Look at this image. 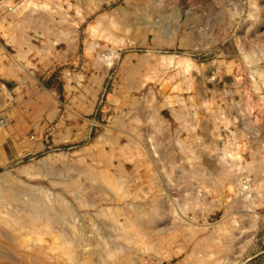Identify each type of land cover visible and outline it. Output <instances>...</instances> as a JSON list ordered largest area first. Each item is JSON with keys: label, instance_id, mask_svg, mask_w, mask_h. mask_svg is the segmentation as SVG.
Listing matches in <instances>:
<instances>
[{"label": "rangeland", "instance_id": "374dc122", "mask_svg": "<svg viewBox=\"0 0 264 264\" xmlns=\"http://www.w3.org/2000/svg\"><path fill=\"white\" fill-rule=\"evenodd\" d=\"M80 233L264 264V0H0V264H80Z\"/></svg>", "mask_w": 264, "mask_h": 264}, {"label": "bare ground", "instance_id": "6f19581e", "mask_svg": "<svg viewBox=\"0 0 264 264\" xmlns=\"http://www.w3.org/2000/svg\"><path fill=\"white\" fill-rule=\"evenodd\" d=\"M35 2V1H34ZM26 3V2H25ZM29 4L30 5H32L33 7H36L35 5H33V3L32 2H29ZM23 7V6H22ZM26 7V6H25ZM39 7V6H38ZM17 8V7H16ZM24 8V7H23ZM40 8H42V6L40 7ZM45 8V7H44ZM25 9V8H24ZM28 10V12H29V10H30V8L29 9H27ZM21 11V10H20ZM23 11V10H22ZM32 11V10H31ZM54 11V10H53ZM24 12V11H23ZM27 12V13H28ZM38 12V11H37ZM40 12V11H39ZM22 13V12H21ZM20 14V13H19ZM25 14V13H24ZM23 14V15H24ZM29 14V13H28ZM22 15V14H21ZM37 15V14H36ZM41 17H42V15H41ZM42 19H43V17H42ZM42 21V20H41ZM101 55V54H100ZM164 137V136H163ZM155 146V145H154ZM235 166V165H234ZM52 170V169H51ZM8 177V176H7ZM7 177H5V178H7ZM4 179V178H3ZM15 180V179H14ZM7 185H8V188H10V190L12 191L13 190V188L15 187V182L13 181V179L11 180L10 178H8L7 179ZM245 185V184H244ZM17 188H18V186H17ZM31 188V187H30ZM74 189V188H73ZM9 190V191H10ZM16 190V189H15ZM28 190H29V188H28ZM28 190H27V188L24 190L23 189V191H25V192H27V194H28ZM21 191V190H20ZM15 192H17V191H15ZM24 192V193H25ZM29 192H31V190H29ZM23 193V194H24ZM17 194V193H16ZM19 194V193H18ZM74 194V193H73ZM25 195V194H24ZM36 195V194H35ZM35 195H34V191H32L31 192V194L30 195H27V198H28V196H30L29 197V199H27V198H25V199H27L26 200V202L24 203V204H21L22 205V207L24 208V211L26 210V212L27 211H29V213L30 212H33L34 214H35V216L36 217H44V215H46V214H49V213H52L53 214V216H54V219H55V221L56 222H59V223H62V225L63 224H65V222H66V219L64 218V215L65 214H68V212L67 211H69L68 209L69 208H67V207H65V205H63L61 202H59V201H57V205H58V208H56V209H52V207H50V208H48L47 206H45V204L47 203L48 204V202L46 201V203L45 204H42V206H41V203H40V201L38 200L39 199V196H37V197H35ZM38 195V194H37ZM26 196V195H25ZM76 197V196H75ZM74 197V198H75ZM8 198L10 199V200H12V201H18V199L16 198V196H14L11 192L8 194ZM19 198V197H18ZM21 200V201H22ZM56 200H58V199H56ZM21 201H19V202H21ZM23 201H22V203H23ZM54 202V201H53ZM64 202V201H63ZM42 203H43V201H42ZM50 203H52V202H50ZM13 204H14V202H13ZM17 204H19V203H17ZM51 205V204H50ZM55 205V204H54ZM57 205H55V206H57ZM15 206H16V202H15ZM18 207V206H17ZM21 209V208H20ZM67 212V213H66ZM69 215V214H68ZM67 218V217H66ZM32 220H34V219H32ZM26 221V220H25ZM51 221V220H50ZM54 221V220H53ZM52 221V222H53ZM20 222V221H19ZM35 223H36V220L34 221ZM33 221H28L27 223H25V225L27 226V227H30V225H32L33 223H34ZM22 223V222H21ZM30 225H29V224ZM58 223V224H59ZM67 223V222H66ZM21 226H22V224H20ZM19 225V226H20ZM34 225V224H33ZM61 225V224H60ZM62 227H64V225L62 226ZM65 227H66V225H65ZM31 229H33V233H35V231H36V226H34L33 228L31 227ZM62 229V228H61ZM74 231V230H73ZM32 233V234H33ZM92 234L94 233V232H91ZM61 239V238H60ZM79 239H80V241H84V243H85V245H84V243H83V245H84V247L86 246V251H84V252H86V256H83V258H82V261L80 262V264H100L101 262L99 261V262H96V261H98V260H100V258H101V256H104V255H100V253H94V252H92V251H90V249L88 248V246H89V241L88 240H86L85 241V239H83V235L80 233V236H79ZM87 239V238H86ZM110 251V250H109ZM107 252V255H109L110 256V258H109V256H107L108 258L107 259H109V260H111V258H113L114 256H111V254H115V252H114V250L113 251H110V252ZM109 253V254H108ZM122 255H124L125 257L127 256V255H129L127 252H124V250H123V252L121 253ZM96 257L97 259H94V257ZM106 256V255H105ZM106 258V257H105ZM104 259V258H103ZM126 259V261H127V263L128 264H140V261H139V258H137V257H131V256H128L127 258H125ZM106 260V259H105ZM123 260V259H122ZM74 261V258L72 259V262ZM108 261V260H107ZM124 261V260H123ZM75 262V261H74ZM110 264V263H109Z\"/></svg>", "mask_w": 264, "mask_h": 264}]
</instances>
